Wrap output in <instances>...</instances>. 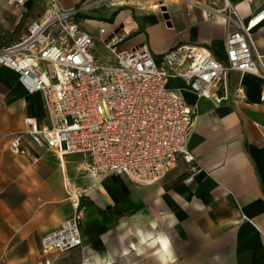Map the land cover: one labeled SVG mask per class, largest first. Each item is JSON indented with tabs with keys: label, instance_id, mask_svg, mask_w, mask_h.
Wrapping results in <instances>:
<instances>
[{
	"label": "crops",
	"instance_id": "obj_1",
	"mask_svg": "<svg viewBox=\"0 0 264 264\" xmlns=\"http://www.w3.org/2000/svg\"><path fill=\"white\" fill-rule=\"evenodd\" d=\"M120 1L125 0H59L65 9L84 6L79 18L95 36V53L102 61L115 60L114 53L99 40L102 25L110 33H120L118 50L146 42L159 58L176 45L193 44L208 46L218 57L225 55V25L221 18H204L200 10L184 4L169 8L165 0L167 21L151 4L156 0H131L135 4L125 1L123 6L118 4ZM231 1L238 5L244 19L256 8V4L246 0ZM37 5L41 9L35 10ZM46 10L45 0H29L20 7H1L0 47L15 40L28 21L44 18ZM250 43L258 62L264 66V24L250 32ZM9 71L15 81L8 84L22 90L25 104L37 98L43 108L41 118L30 115V110H25L23 116L44 120L42 94L26 93L16 73ZM232 77L235 81L241 79L247 91L245 101L236 105L217 104L182 90L186 100L197 105L190 140L198 165L195 173L180 158L162 180L150 185H136L127 177L114 174L103 175L92 184L86 174H77L81 187L77 189L85 190L81 198L85 206L84 243L77 247L78 252H95L101 264L106 263L100 252H107L112 259L115 252H131L134 258H141L140 264H150L146 261L149 252H154V256L174 252L175 258H168L167 264H264V80L239 72ZM170 83L184 86L179 78L171 79ZM27 95L34 98L27 100ZM17 132L8 135L7 146ZM5 134L0 130V241L16 240L22 233L42 237L73 215L65 196L70 191L63 184L64 169L61 171L56 165L53 152L38 148L26 133L23 137L30 154L10 153L3 144ZM31 154L39 155L40 160L33 162ZM69 166H77L68 165L72 182L75 177L71 176ZM191 174L193 180L187 182ZM38 190L44 194L39 198L44 199L40 206L33 200ZM58 201H64L61 207ZM45 215L48 219L39 221ZM160 234L169 236L171 251L164 249ZM87 258L84 253L83 264ZM159 263L160 256H156L153 264Z\"/></svg>",
	"mask_w": 264,
	"mask_h": 264
},
{
	"label": "built area",
	"instance_id": "obj_2",
	"mask_svg": "<svg viewBox=\"0 0 264 264\" xmlns=\"http://www.w3.org/2000/svg\"><path fill=\"white\" fill-rule=\"evenodd\" d=\"M29 0H0L3 6H24ZM199 7L225 25V55L206 45L180 44L159 58L148 43L118 50L121 35L99 27V40L115 55L102 61L95 53V36L79 18L82 4L65 9L59 0H45L46 16L26 23L17 38L0 47V66L17 75L28 94L41 93L46 117L24 119V132L14 133L12 154H30L23 133L40 149L59 155L82 153L103 175H122L136 185L162 180L182 158L195 173L197 159L190 148L197 105L183 89L217 104H238L247 97L242 80L232 74L258 75L261 65L250 43V32L264 24V0L246 19L231 0H178ZM181 79L183 87L171 79ZM33 162L40 156L31 154ZM193 174L187 182L193 180ZM72 196V195H70ZM81 191L72 200L73 215L44 233V252H65L84 243L85 206Z\"/></svg>",
	"mask_w": 264,
	"mask_h": 264
},
{
	"label": "rangeland",
	"instance_id": "obj_3",
	"mask_svg": "<svg viewBox=\"0 0 264 264\" xmlns=\"http://www.w3.org/2000/svg\"><path fill=\"white\" fill-rule=\"evenodd\" d=\"M128 3H136L132 2L131 0H125ZM110 2V1H109ZM161 2H165V0H156L151 1V4H160ZM166 3L169 5V8H177L180 4H184L187 8L191 6L185 2H180L178 0H167ZM194 9H198L203 14V11L199 7H192ZM36 9H41L40 5L35 7ZM158 11L163 13V17L168 21V13L167 9L164 6L157 7ZM204 18H209L203 15ZM170 22H168L169 24ZM6 76H2V74ZM0 76L4 79L3 81L0 80V130L5 132L6 139H3V144L9 150L8 146L6 145L8 135L13 131H20L24 129V111L30 110L32 111L30 115L37 116L41 118L43 116V108L41 105L40 100L36 98L32 100L28 105L25 104V95L23 94L22 90L19 87H13L12 85L8 84L12 80L15 81V76L9 70L3 69L0 67ZM21 117V118H20ZM11 153V151L9 150ZM50 157L52 153H47ZM53 158L55 159L56 165L59 167L56 155L53 153ZM67 163L68 165L71 163L77 166V168H73L69 166L71 176H74L75 179L72 180L69 184V191L71 193L76 194L77 192L81 191L77 188L79 187L78 179L79 176H82L87 173L86 168L89 167L90 160L87 156L81 153H75L72 155L67 156ZM74 161V162H73ZM27 165V164H26ZM51 167L48 166L47 173H50ZM75 171V172H73ZM73 172V173H71ZM66 192V190H65ZM43 193L38 190L35 193L33 200L40 206L44 199L40 200V197H43ZM65 196L68 198L72 205V200L70 198V194L67 192ZM85 196V190L81 191V197ZM64 201H58V205L63 204ZM48 219V215L45 217H39V221L43 222ZM72 252H44L41 247V236L40 234L26 235L22 233L19 235V238L16 240H2L0 241V264H83V255L84 253L88 255L87 261L89 264H97L96 262L99 260V255L95 252H78V249L75 248L71 250ZM131 252H115L113 257L112 264H140L141 258H134L133 255H130ZM154 252H149V256L146 257V261H149L150 264L155 263L156 256L153 255ZM137 259L136 262L133 261ZM86 264V262H85Z\"/></svg>",
	"mask_w": 264,
	"mask_h": 264
},
{
	"label": "bare ground",
	"instance_id": "obj_4",
	"mask_svg": "<svg viewBox=\"0 0 264 264\" xmlns=\"http://www.w3.org/2000/svg\"><path fill=\"white\" fill-rule=\"evenodd\" d=\"M118 4L120 6H123L125 4V1H120ZM159 6H166V3L161 2L160 4L154 5L155 8H157ZM31 98H34L33 95H27V100H30ZM57 160H58V164H59L61 171H62V167L64 169V177L62 175L63 184H66V186L69 188V184L71 182V179H70L69 172H68L67 156L59 155ZM86 170H87L86 177L88 178V181L90 183L93 184L101 178V174L99 172H97L96 170H94L90 166V164H89V167L86 168ZM69 194L72 195V196H70V198L77 200L76 194L71 193V191ZM82 233L84 234L85 231L83 230ZM159 238H160L161 243L163 244L164 249L167 251H171V240H170L169 236L167 234H160ZM100 253L103 255L104 261L106 264H110L112 262V258L108 255L107 252H100ZM155 253H158V252H155ZM165 253L168 255H166ZM156 256H160V263L159 264H167L168 258H170V260H173L175 258L174 252H159V255H156ZM96 263L101 264V261L98 260ZM86 264H89V261H86Z\"/></svg>",
	"mask_w": 264,
	"mask_h": 264
}]
</instances>
